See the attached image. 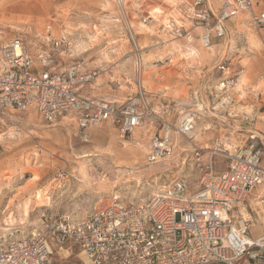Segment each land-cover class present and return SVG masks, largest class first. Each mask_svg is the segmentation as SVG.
<instances>
[{"label":"rangeland","instance_id":"374dc122","mask_svg":"<svg viewBox=\"0 0 264 264\" xmlns=\"http://www.w3.org/2000/svg\"><path fill=\"white\" fill-rule=\"evenodd\" d=\"M120 1L125 8L117 0H0V44L19 38L32 55L49 52L58 69H94L97 76L85 91L97 101L121 106L141 94L172 127L174 155L145 163L148 142L162 122L146 120L122 136L108 121L89 128L84 141L66 119L48 124L34 112L6 113L0 117V241L80 222L100 197L135 202L180 178L194 192L200 173L193 145L205 159L247 145L255 129L264 135V38L246 12L225 22V36L207 48L197 17L201 7L189 0ZM153 8L160 10L154 17ZM214 24L211 16L209 27ZM221 59L238 76L227 106L214 91ZM186 114L196 115L190 138L175 133ZM215 167L224 169L222 157H215ZM263 207L254 195L231 212L234 221L241 214L249 220L250 239L264 234ZM64 250L62 259L52 252L56 264L83 261L75 246Z\"/></svg>","mask_w":264,"mask_h":264},{"label":"built area","instance_id":"2783aa9c","mask_svg":"<svg viewBox=\"0 0 264 264\" xmlns=\"http://www.w3.org/2000/svg\"><path fill=\"white\" fill-rule=\"evenodd\" d=\"M207 3L193 2V7H201L197 17L206 26L202 43L207 48L210 31L223 38V23L241 13L250 14L255 28H264V10L254 13L252 0H219L211 28V13L204 7ZM215 68L220 74L216 97L222 106L230 105V91L238 76L225 59ZM96 76L95 70L80 73L78 67L55 72L50 53L31 55L21 39L13 38L0 45V117L33 110L44 122L54 124L73 114L84 141L89 127L108 121L118 125L122 136L132 134L146 120L162 122L161 134L149 141L145 163L170 159L175 152L172 127L148 108L141 94L118 106L76 93ZM195 120L194 114L184 115L175 133L190 138ZM246 140L247 145L219 149L220 154L211 152L205 159L203 149L193 145L194 165L200 173L199 188L194 192L180 178L135 202L100 197L80 222H63L28 237L0 241V264H56L51 254L66 244L75 246L83 256V261L68 264H264V234L250 239L249 220L243 214L237 221L231 216L250 196L255 195L264 205V136L251 131ZM217 156L224 160L221 171L215 167Z\"/></svg>","mask_w":264,"mask_h":264},{"label":"crops","instance_id":"0c3cea01","mask_svg":"<svg viewBox=\"0 0 264 264\" xmlns=\"http://www.w3.org/2000/svg\"><path fill=\"white\" fill-rule=\"evenodd\" d=\"M192 4H193V2H194V0H189ZM252 2H253V4H254V8H253V12L254 13H257V12H259V11H262V10H264V0H252ZM204 7H206L209 11H210V13H211V16L212 17H216L217 16V14H218V9H219V0H208V3L207 4H205L204 5ZM244 14H248L249 15V19H250V14L248 13V12H246V13H244ZM233 19V18H232ZM230 20V19H229ZM229 20H227V21H229ZM199 22H201L203 25L202 26H204V30H205V24L201 21V20H198ZM227 21H225V22H227ZM224 22V23H225ZM224 23H223V29H224V32H226V30H225V25H224ZM261 32H263V38H264V28H262V29H259ZM210 35H211V39H210V44H212V42L214 41V40H216V39H221V38H217L216 36H215V34H214V31L213 30H211L210 31ZM12 40V39H11ZM2 44H4V43H2ZM2 44H0V45H2ZM28 51V50H27ZM29 52V51H28ZM47 53H49V52H47ZM29 54H31L30 52H29ZM32 55V54H31ZM52 59H53V61H54V58H53V56H52ZM71 67H77V66H71ZM68 68H70V67H68ZM68 68H66V69H68ZM66 69H58V67L57 66H55V61H54V71L55 72H63V71H65ZM78 70H79V72L80 73H83V72H86V71H91V70H89V69H86V68H84V67H82V66H78ZM94 70V69H93ZM92 70V71H93ZM219 80V79H218ZM91 83L92 82H90V83H88V84H86V85H83V86H81V87H78L75 91H76V93L78 94V95H80V96H82V97H85V98H90V99H94L93 97H89V96H87V92L85 91V87L86 86H90L91 85ZM163 107V106H162ZM166 107H168L169 108V105H167ZM27 112H34L33 110H28ZM35 113V112H34ZM36 114V113H35ZM37 115V114H36ZM38 116V115H37ZM40 118V117H39ZM41 119V118H40ZM61 119H66V120H68L69 121V123H72V124H74L75 125V127H76V129H77V131H78V133H79V129H78V125H77V122H76V119H75V116L73 115V114H67V115H65V116H63V117H61V118H59L58 120H61ZM42 120V119H41ZM57 120V121H58ZM89 128H91V127H89ZM88 128V129H89ZM87 129V130H88ZM206 130H208V129H210V128H205ZM86 130V131H87ZM260 130H261V128H260ZM260 130H256L255 129V131L256 132H258V133H260V134H262L263 135V133L260 131ZM192 133V132H191ZM191 133H190V135H191ZM161 134V131L160 132H158V134H156V133H154V134H152V136H151V138L154 136V135H160ZM264 136V135H263ZM150 138V139H151ZM150 141V140H149ZM147 151H146V154L148 153V150H149V142H148V146H147ZM146 154H145V156H146ZM262 164L264 165V157L262 158ZM92 208V207H91ZM91 210V209H90ZM257 238V237H256ZM61 251H64V252H67L68 253V250H64V249H62V250H60V251H57V255L59 256V259H62L61 257H60V252ZM69 255V254H68ZM68 256H63V259L64 258H67Z\"/></svg>","mask_w":264,"mask_h":264},{"label":"bare ground","instance_id":"6f19581e","mask_svg":"<svg viewBox=\"0 0 264 264\" xmlns=\"http://www.w3.org/2000/svg\"><path fill=\"white\" fill-rule=\"evenodd\" d=\"M119 5H120V7L123 9V8H125V5H126V2L124 1V2H122L121 3V1H119ZM151 9V8H150ZM149 9V10H150ZM28 10V9H27ZM150 13V12H149ZM151 13L153 14V17H154V15H156V14H159L160 13V10L158 9V8H153L152 9V11H151ZM156 17V16H155ZM249 20V19H248ZM245 27V26H244ZM133 39V38H132ZM257 39H258V36H257ZM256 39V40H257ZM143 73V72H142ZM142 76H143V74H141ZM145 77V76H144ZM244 90H246V89H244ZM29 122V121H28ZM48 131V130H47ZM43 133V132H42ZM57 134H59V132H52L50 135H57ZM217 150V149H216ZM90 156H92L91 154H85L83 157L84 158H88V157H90Z\"/></svg>","mask_w":264,"mask_h":264}]
</instances>
